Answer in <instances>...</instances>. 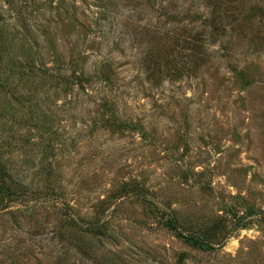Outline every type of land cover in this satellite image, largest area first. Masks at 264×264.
<instances>
[{
  "label": "rangeland",
  "instance_id": "374dc122",
  "mask_svg": "<svg viewBox=\"0 0 264 264\" xmlns=\"http://www.w3.org/2000/svg\"><path fill=\"white\" fill-rule=\"evenodd\" d=\"M0 264H264V0H0Z\"/></svg>",
  "mask_w": 264,
  "mask_h": 264
},
{
  "label": "trees",
  "instance_id": "16d2710c",
  "mask_svg": "<svg viewBox=\"0 0 264 264\" xmlns=\"http://www.w3.org/2000/svg\"><path fill=\"white\" fill-rule=\"evenodd\" d=\"M187 240L192 245H196V246H199V247L202 245L201 241L199 239L195 238V237H187Z\"/></svg>",
  "mask_w": 264,
  "mask_h": 264
}]
</instances>
